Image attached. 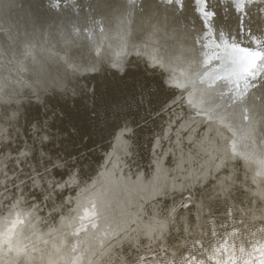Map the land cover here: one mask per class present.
Returning a JSON list of instances; mask_svg holds the SVG:
<instances>
[{
    "label": "bare ground",
    "instance_id": "6f19581e",
    "mask_svg": "<svg viewBox=\"0 0 264 264\" xmlns=\"http://www.w3.org/2000/svg\"><path fill=\"white\" fill-rule=\"evenodd\" d=\"M8 2L0 0V264H264V138L263 146L257 141L264 111L258 117L251 105V122L241 125L226 96L212 98L209 92L217 89L206 85L214 81L207 74L211 66L195 64L196 31L175 32L190 9L157 21L143 16V25L131 32L116 18L117 26L108 25L107 35L94 43L50 34L22 41L11 39L3 12ZM263 5L258 0L251 9ZM215 21L230 26L220 17ZM154 22L167 31L165 41L141 27L155 28ZM216 40L202 47L214 54L206 64L236 61L231 77L229 65L212 72L244 91L251 82L241 67L246 50ZM263 92L264 85L256 88L252 100ZM170 117L180 119L176 135L182 130L186 137L174 136L170 146L166 140L162 151L159 135H173ZM198 124L204 131L196 132ZM200 148L206 156L197 153ZM125 162L132 174L119 170ZM172 190L176 198L165 201ZM188 190L196 198H187L191 207L178 217L177 200ZM139 195L142 201L134 202ZM256 200L263 201L262 211ZM13 212L25 218L18 229L9 227ZM216 213L220 219L207 218ZM152 244L168 251L146 255Z\"/></svg>",
    "mask_w": 264,
    "mask_h": 264
},
{
    "label": "water",
    "instance_id": "95a60500",
    "mask_svg": "<svg viewBox=\"0 0 264 264\" xmlns=\"http://www.w3.org/2000/svg\"><path fill=\"white\" fill-rule=\"evenodd\" d=\"M188 2L189 3L187 5V1L185 0H146L145 2H141V0H9L7 5L3 7V12L5 13V21L7 23V27L12 32L10 34L12 40H14L16 36H18L22 41L26 39H32L34 38V36L42 40L44 39L45 35L50 34L57 40H84L88 43H94L95 40L99 41V36L107 35L104 33H106L107 31L106 29L108 25L110 27H114V25L117 26L119 21L118 19L121 20L125 30L131 32L133 31L132 29L134 25H143V16H145V18L147 19L151 18L152 21H157L159 18H164V16L166 15H182L184 13V8H189L190 10L187 13L191 15L190 17H187L186 15V21L183 22L181 20L184 24L182 30L178 27H175V32H177L176 35H179L182 31V33H184L185 28L196 31L194 33L195 47L192 46V48L198 55L195 64L197 65V68L211 66L207 74H213L211 78H214L215 83H213L214 81H210V83L206 84L207 88L209 89L208 91H214L215 89L218 90V88H222L224 90L222 95L216 92L217 90L213 92L214 94L212 92L209 93L212 94V98L215 101L219 100L221 96H226L228 107L235 109V112L238 113V123H240L241 125L250 123L251 113L254 112L252 107H250L251 105L254 106V110H257L255 112H258L256 113V116L258 117L260 111H264V92L261 97L252 100V96H254L252 95V93L256 88H260L262 87V85H264V79L261 78L262 76L260 75V73L258 74L256 72L258 83L250 84L256 78L254 79L246 76L247 79H251V82L246 84V86L249 87L244 89V91L237 89L238 87H236L235 85V83H237L236 81H232V84L229 82V79L232 76L230 73H232L233 70H238V68L235 66L236 61L232 64V61H230L228 58V61L224 60V58L221 59L223 61H220L219 58H215L208 61L210 64H206L208 57H213L214 54H206L205 50H202V47L208 42L207 39L209 38L211 39L212 43L218 44L216 40V38H218L220 40V43H222L225 48L227 46H231L234 50H237L240 53H243V50L245 49V55L249 56V58L248 60H246V62H243L241 64L244 72L248 67L249 60L252 57H255L258 60L261 54L264 53V5L258 8L252 7V10L251 6L257 3L258 0H189ZM219 17L224 21H229L230 26H224L223 21L216 22L215 19ZM254 18L256 19L254 20ZM140 20L141 22H139ZM153 25H155V22L153 23ZM141 27H147L146 29H152V31H155L152 33H156L158 35L161 34L160 36L164 41L167 37V31L161 30V28H159L158 26L155 28H151V26L148 28V25ZM214 34L216 38H214ZM177 37H180V35ZM213 40L215 42H213ZM222 45L221 47L223 48ZM257 47H260L261 49H257ZM23 49V47L19 48L20 53ZM17 53H19V51H17ZM20 55L23 59L25 57L24 51ZM228 57L232 58V60L234 59V56L230 55ZM211 61L213 63L219 61V63L217 66H214L211 65ZM230 64H232V66H230ZM228 65L230 67V77L219 78V76L214 75L216 74V72H212L213 70H219V72L225 70L227 71ZM109 66H112V64H109ZM261 67L264 68L263 64L261 65ZM0 79H3V77H1ZM200 80L201 79H199L197 82L202 85L205 84ZM3 81L5 82L4 79ZM140 85L142 88L145 86L144 84ZM247 101L248 104L246 110V107H243V105L247 103ZM180 106L185 111V106L182 105V103L180 104ZM169 121V123H173L174 117H170ZM219 129L223 132L226 131L225 133L229 137L230 133H228V131L225 130L224 127ZM163 131L164 133L159 135V139H161L162 144L165 142L166 136L165 130ZM221 138L228 139L227 137ZM263 138L264 132H260L257 138L258 144L260 146H263ZM171 139L174 140V137H170L168 143L171 141ZM222 141L224 142V140L220 139L221 145L224 146V143ZM151 145L149 151L151 149ZM223 148L224 147H222V149ZM164 149H162V151ZM198 152L202 155V157L206 156V153L203 152L201 148L198 149L197 153ZM226 153L227 155H230L228 151H226ZM112 162L113 159L110 160V164ZM148 162L151 163L150 157ZM119 170H121L120 167ZM99 171V169L95 170V177L97 178L100 177ZM133 177H135V179L138 178L135 175ZM165 184L167 186L166 188L169 189V186H171L172 184V182L170 183V178H166ZM152 185L153 183H151V186ZM11 192L13 194H16L14 193V191ZM140 195L135 197L134 202L142 201L143 198H140ZM65 196L66 195H64V198H62L63 200L61 203L66 202ZM247 196L248 195H246L247 200H250ZM9 199V202H11L10 197L7 200ZM7 200L4 201V204L7 202ZM9 202L7 205H9ZM257 202H259V208L256 211H262L261 206L263 201L256 200L255 204H257ZM63 207L65 208V205H63ZM133 207L134 206L132 205V208ZM240 207L241 206H238L239 209ZM64 208H62L63 211ZM243 208H246V205H243ZM151 214L153 213H150V215ZM177 215L178 217H184L186 214L178 213ZM201 217L206 219L205 213L203 215L201 214ZM189 220H191L190 217ZM205 225H207V221L205 222ZM174 242H176V240Z\"/></svg>",
    "mask_w": 264,
    "mask_h": 264
},
{
    "label": "rangeland",
    "instance_id": "374dc122",
    "mask_svg": "<svg viewBox=\"0 0 264 264\" xmlns=\"http://www.w3.org/2000/svg\"><path fill=\"white\" fill-rule=\"evenodd\" d=\"M183 98H184V97H183ZM183 103H184V102H183ZM175 107H177V106H175ZM175 107H174V108H175ZM179 108L183 109V108L180 107V106H179ZM181 109H179V110H181ZM180 112H181V111H180ZM183 114H184V111H183ZM178 118H179V117H178ZM177 121H178V123H177ZM179 122H180V119L177 120V118H176L175 121H174V123H175L176 125H175L174 123H172V125H171V129H172L171 134H173V135H171L172 137L177 136L176 134H178V133H177V129L174 128V127H175V126L177 127L178 124H179ZM196 124H197V123H196ZM196 124H194V125L196 126ZM173 125H174V126H173ZM200 125H201V124H198L197 127L194 126V127H195L194 129H196V132L199 131L198 133H200L201 131H204V128H201ZM198 126H199V127H198ZM173 128H174L175 130H174ZM182 132H183V131L181 130V132H180L181 134L179 133V136H180V137L177 136L179 139H183V137H186V135H185L184 133H182ZM174 134H175V135H174ZM182 134H183L184 136H183ZM171 136H170V137H171ZM182 136H183V137H182ZM172 137H171V138H172ZM181 137H182V138H181ZM166 140L168 141V140H170V138H169V139L166 138V139H165V142H166ZM165 142L163 143V145L166 144ZM168 144H169V146H170V143H167V145H168ZM163 145H162V148H163ZM167 145H165L164 148H165V147H168ZM164 148H163V149H164ZM165 149H166V148H165ZM170 150H171V149H170ZM171 151H172V150H171ZM165 157H167V156H165ZM129 161H130V160H129ZM126 162H128V161H126ZM126 162H125V164L121 167V170H122V171H125L126 168H127L126 172L132 174L131 171H133V168H132L131 165H128L129 163H126ZM128 167H129V168H128ZM128 169H129V170H128ZM130 170H131V171H130ZM133 173H134V172H133ZM242 187H243V186H242ZM9 188H10V190H12L13 188H15V186H10ZM10 190H9V191H10ZM73 191H74V190H73ZM188 191H189V192H188ZM188 191H186L187 194H186V192H185V194H182V196H184V197L178 198L179 200H177V202H178L177 204H179V205H177V208H178L177 211H178V213H182V212H183V214H187L188 212H187L186 209L191 207V206H190V205H191V202H190V203H189V202L186 203L187 198H188V199H191V198L195 199V198H196V196H195V198H194V194L192 195V193H191L192 191H191V190H188ZM170 192H171V193H169V194H170L171 197H169V198L166 197V199H168V200H165V199H164L165 201H170V202H171V200H173L174 198H176L175 196H172L174 190H172V191H170ZM189 193H190L193 197H192L191 195H189ZM190 196H191V197H190ZM154 200H156V199H154ZM156 201H157V200H156ZM158 201H160V199H159ZM184 201H185V202H184ZM253 202H254V201H253ZM6 203H8V200H7ZM163 203H164V202H163ZM257 203L259 204V202H257ZM260 203H261V202H260ZM160 204H161V203H160ZM170 204H171V203H170ZM170 204H169V205H170ZM181 204H182V205H181ZM5 205H7V204H5ZM68 206H69V205H68ZM185 206H186V207H185ZM183 207H185V208H183ZM181 209H182V210H181ZM184 209H185V211H183ZM213 213H214V212H213ZM41 214H42V216H43L42 220H45V218H46L47 215H46L45 213H43V212H42ZM210 215H212V216H210ZM213 216H214V217H213ZM208 217H209L208 219H211V220H212L213 218H215V219H220V218H221V215H220V214H217V213H216V214H209ZM234 217H235L236 219H238V215L234 214L232 218H234ZM239 221H240V220H239ZM240 222H241V221H240ZM247 229H248V228H247ZM187 240H188L187 244H190L191 241H192V240L189 239V238H188ZM155 245H156V244H155ZM144 246H145V245H144ZM151 246H154V245L152 244ZM146 247H147V245H146ZM158 247H159V248H158ZM167 249H168L167 247H163V246H161V248H160V246H157V245H156V246H154V250H153V248H150V249H149V248H146V249L144 250V253L147 255V254L150 253V251H152V252H154L156 255H158V254H160V253H161V254L165 253V251H166ZM149 250H150V251H149ZM156 250H157V251H156ZM146 251H147V252H146ZM167 251H168V250H167ZM148 252H149V253H148ZM152 252H151V254H154V253H152ZM157 252H158V253H157ZM146 255H145V256H146ZM148 257H149V256H148ZM149 258H150V257H149ZM137 262H138V261H137ZM137 262H135V263L138 264Z\"/></svg>",
    "mask_w": 264,
    "mask_h": 264
},
{
    "label": "snow or ice",
    "instance_id": "6c2138e0",
    "mask_svg": "<svg viewBox=\"0 0 264 264\" xmlns=\"http://www.w3.org/2000/svg\"><path fill=\"white\" fill-rule=\"evenodd\" d=\"M262 64H264V53L261 54L258 60L255 57H252L248 62V67L245 69L244 75L253 78L255 73L259 71L260 75L264 76V68L261 67Z\"/></svg>",
    "mask_w": 264,
    "mask_h": 264
},
{
    "label": "clouds",
    "instance_id": "9594fccd",
    "mask_svg": "<svg viewBox=\"0 0 264 264\" xmlns=\"http://www.w3.org/2000/svg\"><path fill=\"white\" fill-rule=\"evenodd\" d=\"M90 212H91V210H89V209H84V213H85L86 215H89ZM24 223H25V218L22 217L18 212H13V213H12V222H11V224L9 225L10 228L13 227V226H15V227L18 229V228H19L21 225H23ZM5 231L7 232L8 229L6 228ZM3 244L6 246V248H5V251H6V252L9 251V250H11V245L9 244V241H8L7 238H5V239L3 240ZM262 251H264V250H262Z\"/></svg>",
    "mask_w": 264,
    "mask_h": 264
}]
</instances>
